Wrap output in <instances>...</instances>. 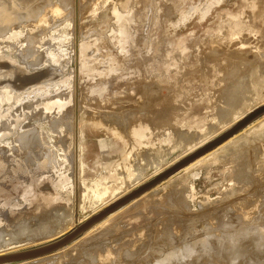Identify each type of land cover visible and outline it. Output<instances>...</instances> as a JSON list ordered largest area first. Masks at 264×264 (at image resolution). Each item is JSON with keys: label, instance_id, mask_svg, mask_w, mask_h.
Returning <instances> with one entry per match:
<instances>
[{"label": "rangeland", "instance_id": "374dc122", "mask_svg": "<svg viewBox=\"0 0 264 264\" xmlns=\"http://www.w3.org/2000/svg\"><path fill=\"white\" fill-rule=\"evenodd\" d=\"M0 4L8 14L0 18V252L59 240L136 187L137 163L152 179L264 102V0ZM22 79L33 83L19 89ZM257 179L264 184V116L107 226L23 263L144 264L146 251L172 236L174 218L189 217L185 228L205 223L208 236L217 223L226 231L227 205Z\"/></svg>", "mask_w": 264, "mask_h": 264}, {"label": "water", "instance_id": "95a60500", "mask_svg": "<svg viewBox=\"0 0 264 264\" xmlns=\"http://www.w3.org/2000/svg\"><path fill=\"white\" fill-rule=\"evenodd\" d=\"M14 73L16 76H21L19 70ZM20 81L17 83L19 89H25L33 83L25 82L23 79ZM262 116H264V105L161 174L77 225L59 240L18 254L2 256L0 264L36 260L71 245L106 218L138 200L172 175L213 152ZM243 187L244 195L237 196L236 203L227 205L232 222H226V231H219V223H217L214 225V236H208L205 223L201 226L185 228L189 217L174 218L170 221L173 228L172 236L153 244L152 251H146L142 262L144 264H264V184L259 185L257 179V185Z\"/></svg>", "mask_w": 264, "mask_h": 264}, {"label": "bare ground", "instance_id": "6f19581e", "mask_svg": "<svg viewBox=\"0 0 264 264\" xmlns=\"http://www.w3.org/2000/svg\"><path fill=\"white\" fill-rule=\"evenodd\" d=\"M14 1H15V0H14ZM17 1L19 2V0H17ZM20 1H21V0H20ZM0 5H1V4H0ZM15 5H16V4H15ZM13 7H14V6H13ZM1 8H2V7H1ZM1 8H0V18L2 17V14H4V15H8L5 11H3V8H2V9H1ZM4 8H5V7H4ZM263 8H264V7H263ZM6 9H8V8H6ZM6 9H4V10H6ZM3 12H4V13H3ZM7 12H8V10H7ZM263 12H264V10H263ZM5 13H6V14H5ZM36 14H37V15H36ZM40 14H41V12H36V13H33L32 16H33V17H36V16H37V17L39 18ZM261 14H262V12H261ZM262 15H264V14H262ZM8 17H9V16H7V18L5 17V18H6V21H5V22L8 21L7 19H10V18H8ZM3 19H4V17H3ZM18 19H19V18H18ZM261 19H262V18H261ZM261 19H260V20H261ZM0 20H1V19H0ZM4 20H5V19H4ZM29 20H30V19H26V20H24V21H29ZM39 20H40V19H39ZM263 21H264V19H263ZM22 22H23V21H22ZM3 23H4V22H3ZM38 23H39V22H38ZM0 24H1V23H0ZM0 33H1V32H0ZM252 53H253V52H252ZM228 56H229V55H228ZM217 57H218V56H217ZM25 62H26V61H25ZM26 64H27V63H26ZM13 66H15V65H13ZM240 66H242V65H240ZM12 69H13V68H12ZM243 69H244V68H243ZM243 69H242V70H243ZM234 70H235V69H234ZM13 71H14V70H13ZM15 71H16V69H15ZM230 71H231V70H230ZM246 71H247V70H246ZM232 72H234V71H231V73H232ZM240 72H241V71H240ZM7 73H8V72H7ZM243 73H244V72H243ZM11 74H12V73H11ZM233 74H234V73H233ZM226 75H227V74H226ZM234 75H235V74H234ZM13 76H14V74H13ZM228 76L230 77V75H228ZM10 77H11V76H10ZM14 77H16V76H14ZM235 78H236V77H235ZM226 79H227V78H226ZM233 79H234V78H233ZM246 79H248V77H247ZM246 79H245V80H246ZM234 80H235V79H234ZM231 81H232V79H231ZM235 81H236L237 83H238V81L240 82V80H238V81L235 80ZM233 83H234V82H233ZM233 83H230V84H233ZM236 86H237V84H236ZM229 87H230V86H229ZM237 89H238V88H237ZM234 90H235V89H234ZM229 91H233V90H231V88H230ZM235 92H236V90L234 91V93H235ZM226 93H228V92H226ZM238 93H240V92L238 91ZM236 94H237V92H236ZM227 95H229V94H227ZM227 95L225 94V96H227ZM233 95H234V94H233ZM241 95H242V93H240V96L237 95V98H239V97L242 98L243 95H242V96H241ZM244 96H245V95H244ZM244 96H243V97H244ZM231 97H233V96H231ZM231 97H230V98H231ZM246 99H247V98H244L243 101L241 100V101L243 102L241 105H244V102L247 101ZM244 100H245V101H244ZM263 105H264V102L261 103L260 105L255 106L254 108L252 107L251 109H250V108L247 109V110H249V111H247V112H246L245 114H243L240 118H238L236 121H234V122H233L232 124H230L228 127H226V129H223L222 131H220V132H219L216 136H214L213 138L211 137V139H209L208 141H205V142L201 143L200 145H198L197 147L191 149V150H190L189 152H187V153L184 152L185 154L182 155V156H180V157L177 158L176 160H174V162H172V163H170V164H168V165H166V166H161V169H158V171L152 176V178H154V177H156L157 175L161 174L163 171H165L166 169H168L169 167H171L172 165H174L175 163H177L178 161H180V160L183 159L184 157L188 156L189 154H191L192 152H194L196 149L200 148V147L203 146L204 144L208 143L209 141H211V140H213L214 138L218 137V136L221 135L222 133L226 132L228 129H230V128L233 127L235 124H237V123H238L241 119H243L245 116H247V115L250 114L252 111H254V110L257 109L258 107H261V106H263ZM239 106H240V105H239ZM242 107H243V106H242ZM242 107H241V108H242ZM241 108H240V109H241ZM238 109H239V108H238ZM104 113H106V112H104ZM108 113H109V112H108ZM110 114H111V113H110ZM112 115H113V114H112ZM99 116H100V115H99ZM106 117H108V115H107ZM110 117H111V116L109 115V119H110ZM114 117H116V119L119 120V118H118L119 116H115V115H113V116L111 117L112 119L109 120L110 122L108 121V118H105L109 124L106 123L105 119H103V120L105 121V124H108V125H111V124H112L111 126H113V123H114V122H113L112 120H115V119H113ZM101 118H103V117H101ZM101 118H99V119H101ZM224 118H225V116H224ZM224 118H223V119H224ZM99 119L97 118V120H99ZM129 119H130V118H129ZM159 119H160V118H159ZM69 122H70V121H69ZM101 122H103V121L101 120ZM111 122H112V123H111ZM117 122H118V121H117ZM110 123H111V124H110ZM120 123H121V122H119V125H120ZM123 123H125V122H123ZM123 123H122V124H123ZM116 124H117V123H115L114 126H115ZM122 124H121V126L124 127V124H123V125H122ZM116 126H118V124H117ZM118 128H119V129H120V128L123 129L122 127H118ZM119 129H118V130H119ZM248 139H249V138H248ZM230 140H231V139H230ZM230 140H229V141H230ZM229 141L226 142V143L228 144ZM226 143H225V144H226ZM240 143H241V142H240ZM225 144H224V145H225ZM239 145H240V144H239ZM239 145H238V146H239ZM241 146L243 147V145H241ZM236 147H237V146L233 147V149H235ZM236 150H237V148H236ZM230 152H231V150H230ZM232 152H233V151H232ZM232 152H231V153H232ZM236 152H237V151H236ZM147 154H148V153H147ZM232 154H233V153H232ZM162 157L164 158V156H162ZM142 158L145 160V159H149L150 156H148V155L146 156V154H145L144 157H142ZM198 161H199V160H198ZM141 162H142V161H141ZM137 164H138V163H137ZM137 164H136V167H134V168H135V169H134V170H135V173H134V174H135V175H138V178L136 179V181L138 180V181H140V183H138V185H135L136 187H134V188L132 187L133 189H129V190H128V188L126 187V186H127V185H126L125 187L127 188L128 191H125V193L122 192L123 194L120 195V196H118V197H116L115 200L110 201V202H107V203H106V204H107L106 207H107L108 205H110L111 203H113L114 201H116L117 199L122 198L123 196H125L126 194H128L129 192H131L132 190H134L135 188H137L138 186L142 185L143 183H146L147 181L151 180V176H150L148 179L143 178V173H144V172L142 171L143 169L141 170V168H142L144 165L142 164V165H141L142 167H140V166H138ZM158 164L161 165V162H160L159 159H158V163H156V166H155V167H157ZM139 165H140V163H139ZM154 165H155V164H153V166H154ZM150 166H152V165L150 164ZM144 167H145V166H144ZM158 167H159V166H158ZM145 170H146V169H145ZM123 176H124V175H123ZM128 177H129V176H128ZM128 182H129V181H128ZM133 183H134V182H133ZM126 184H127V183H126ZM169 184H170V183H169ZM128 185H129V183H128ZM129 186H131V185H129ZM126 188H125V190H126ZM116 190H118V189H116ZM121 191H122V190H121ZM123 191H124V190H123ZM148 193H149V192H148ZM146 194H147V193H146ZM146 194H145V195H146ZM103 195H105V194H103ZM100 197H101V196H100ZM100 199H101V198H100ZM133 202H136V201H133ZM133 202H132V203H133ZM132 203H131V204H132ZM131 204H128V205H131ZM128 205H127V206H128ZM104 206H105V205H104ZM127 206H125V207H127ZM106 207H105V208H106ZM125 207H124V209H125ZM136 208H139V206H136ZM146 208H148V207L146 206ZM103 209H104V208H102V210H103ZM127 209L130 210L131 208H128V207H127ZM127 209H126V210H127ZM134 209H135V208H134ZM139 209H140L141 211H143L141 208H139ZM139 209H138V210L135 209V211L137 210V212H135L134 210H133V211H134L135 213H138V212H139ZM145 210H146V209H145ZM42 211H43V210H42ZM46 211H47V209H46ZM100 211H101V210H100ZM143 212H144V211H143ZM148 212H149V211H148ZM225 212H227V211H225ZM225 212H224V213H225ZM59 213H60V210H59ZM127 213L129 214V211H128ZM116 214H117V212H116ZM123 214L126 215L125 212H124ZM140 214H141V213H140ZM142 214H143V213H142ZM43 215H45V213H44ZM113 215H114V214H113ZM132 215H133V214H132ZM175 215H176V214H175ZM225 215H226V214H225ZM51 216H52V215H51ZM123 216H124V215H123ZM126 216H127V215H126ZM126 216H125V217H126ZM129 216L131 217L130 214H129ZM129 216H127V217H129ZM140 216L142 217V215H140ZM223 216H224V215H222V218H223ZM54 217H56V216L54 215ZM57 217H58V216H57ZM57 217H56V218H57ZM130 217H129V219H130ZM133 217H135V216L133 215ZM143 217H144V216H143ZM226 217H227V216H226ZM56 218H55V219H56ZM112 218H113V216H112ZM118 218L122 219L121 223L123 222V219L125 220V222H127V221H126L127 219L122 218V215H121V216H118ZM118 218H117V221H119ZM50 219H51V218H50ZM58 219H59V218H58ZM58 219L55 220V221H56V224H55L56 226L61 224L60 221H58L59 224H57V220H58ZM108 219H110V222H111V216H110V218H108ZM108 219H107V220H108ZM131 219H132V218H131ZM131 219H130V220H131ZM139 219H140V217H139ZM195 219H196V218H195ZM218 219H219V217H218ZM226 219H227V218H226ZM53 220H54V219H53ZM53 220H51V221H53ZM60 220H61V218H60ZM107 220H105V222H106ZM113 220H114V219H112V221H113ZM135 220H137V219L135 218ZM196 220H197V219H196ZM201 220H202V219H201ZM228 220H229V219H228ZM51 221H50V222H51ZM55 221L53 222V224L55 223ZM62 221H63V220H62ZM62 221H61V222H62ZM192 221H193V220H192ZM198 221H199V223H200V220H198ZM202 221H203V220H202ZM63 222H64V221H63ZM128 222H131V221H128ZM189 222H190V221H189ZM210 222H211V221H210ZM46 223L48 224L49 222H48V221L44 222V225H45ZM51 223H52V222H51ZM51 223H50V224H51ZM102 223L105 224L104 221H103ZM102 223H101V224H102ZM114 223H115V221H114ZM116 223H118V222H116ZM119 223H120V221H119ZM192 223H193V222H192ZM201 223H202V222H201ZM206 223H207V222H206ZM211 223H212V222H211ZM101 224H100V225H101ZM108 224H109V223H108ZM127 224H128V223H127ZM48 225H49V224H48ZM105 225H106V224H105ZM121 225L123 226V224H121ZM202 225H203V224H202ZM224 225H225V224H224ZM56 226H54V227H56ZM61 226H62V224H61ZM63 226H64V224H63ZM106 226H107V225H106ZM117 226H118V225H117ZM119 226H120V225H119ZM40 227H41V226H40ZM57 227H58V226H57ZM225 227H226V226H225ZM41 228H42V227H41ZM95 228H96V226H95ZM103 228H105V227H103ZM120 228H121V226H120ZM167 228H168V227H167ZM167 228H166L167 231L165 230V228H164L163 230H165V232H168V229H169V228H168V229H167ZM208 228H209V227H208ZM208 228H207V229H208ZM59 229H60V228H59ZM93 229H94V228H93ZM122 229H123V228H122ZM210 229L213 231L214 228H213V229L210 228ZM43 230H45V229L42 228V231H41V229L39 228V232H40V233H38V234L41 235V232L45 234V231L43 232ZM52 230H53V228H52ZM54 230H55V229H54ZM54 230H53V231H54ZM57 230H58V229H57ZM60 230H61V229H60ZM170 230H171V229H170ZM211 230H210V231L208 230V231L211 232ZM220 230H221V229H220ZM225 230H226V228H225ZM223 231H224V230H223ZM89 232H90V231H89ZM54 233H55V232H54ZM87 233H88V232H87ZM87 233H86V234H87ZM207 233H208V232H207ZM212 233H213V232H212ZM169 234H170V233H169ZM45 235H46V234H45ZM45 235H44V236H45ZM51 235H52V234H51ZM84 235H85V234H84ZM165 235H166V234H165ZM167 235H168V234H167ZM42 236H43V234L41 235V238H42ZM44 236H43V237H44ZM101 236H102V235H101ZM106 236H107V235H106ZM213 236H214V235H213ZM34 237H36V235H35ZM38 237H39V236L37 235L36 238H38ZM102 237H103V236H102ZM164 237H166V236H164ZM11 238H12V237H11ZM96 238H97V236H96ZM99 238H100V237H99ZM43 239H45V238H43ZM148 239H149V238H148ZM102 240H103V239H102ZM152 241H153V240H152ZM148 244H149V243H148ZM151 244H152V243H151ZM1 245L4 246L5 244H3V242H2V243L0 242V246H1ZM7 245H8V244H7ZM42 245H43V244H42ZM143 245H144V244H143ZM145 245H147V244H145ZM3 246H2V247H3ZM145 247H146V246H145ZM151 248H152V247H151ZM139 249H140V248H139ZM145 249H146V248H145ZM149 249H150V247H149ZM151 250H152V249H151ZM20 251H21V250H20ZM59 251H60V250H59ZM18 252H19V250L0 252V257H2V256H6V255H10V254H18ZM23 252H25V251H23ZM129 253H130V252H128V254H126L127 257L130 255ZM131 253H132V251H131ZM124 255H125V253H124ZM131 255H132V254H131ZM49 256H50V255H49ZM135 256H136V254H135ZM61 257H62V256H61ZM130 257H131V256H130ZM42 258H43V257H42ZM44 258H45V257H44ZM44 258H43V259H44ZM128 259H129V257H128ZM131 259H132V258H131ZM131 259H130V260H131ZM32 261H33V260H32ZM40 261H41V260H40ZM122 261H123V260H122ZM26 262H27V261H26ZM85 262H86V261H85ZM88 262H89V261H88ZM88 262H87V263H88ZM131 262H132V261H131ZM138 262H139V261H138ZM22 263H23V262H22ZM22 263H21V264H22ZM24 263H25V262H24ZM24 263H23V264H24ZM33 263H34V262H33ZM44 263H45V262H44ZM48 263H49V262H48ZM92 263H93V261H92ZM92 263H89V264H92ZM127 263H128V262H127ZM11 264H17V263H11ZM39 264H40V262H39ZM93 264H94V263H93ZM130 264H131V263H130ZM141 264H142V263H141Z\"/></svg>", "mask_w": 264, "mask_h": 264}]
</instances>
